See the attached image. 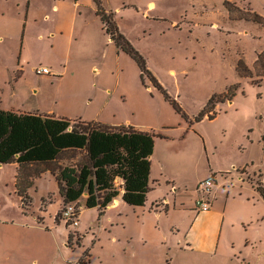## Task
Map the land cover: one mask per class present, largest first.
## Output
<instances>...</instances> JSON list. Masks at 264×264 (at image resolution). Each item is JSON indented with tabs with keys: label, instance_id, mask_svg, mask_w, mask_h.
<instances>
[{
	"label": "rangeland",
	"instance_id": "1",
	"mask_svg": "<svg viewBox=\"0 0 264 264\" xmlns=\"http://www.w3.org/2000/svg\"><path fill=\"white\" fill-rule=\"evenodd\" d=\"M227 3L239 10L230 11ZM103 6L114 10L118 25L188 115L187 120L161 92L151 93L147 87L152 84L147 77L144 87L135 61L121 54L119 59L111 60L123 71L125 83L122 90L113 93L103 112L104 119L116 122L129 118L157 127L166 122L178 127L174 136L181 126L188 125L185 140L173 143L188 146V165L169 161L163 169L156 164L154 173L158 176L160 169L161 173L186 170L183 178L188 180L190 191L188 207L193 204L189 196L194 193L196 181L209 170L208 157L217 167L248 162L255 173L246 174V180L256 188L264 187V76L260 77L264 73V24L243 18L257 13L264 23V0H103ZM5 9L8 18L17 17V9L0 0V15ZM259 54L263 55L256 63ZM35 58L24 66L19 83L29 105L44 111L88 109L95 115L101 113L111 96L97 95L90 107L83 99L62 98L51 75L35 73L34 68L41 65L37 60L42 59ZM240 60L248 65L253 76L238 74L236 66ZM12 89L11 84L3 86L9 102ZM121 91L124 92L120 94ZM213 94L221 95L223 100L209 113L216 118L206 116L196 121ZM146 110L152 114L150 117L143 114ZM160 151L162 158L164 148ZM105 169L101 164L95 166V179L100 186L105 185ZM38 182L42 185L32 190L33 204L29 210L22 208L17 196H11L9 205L3 208L1 219L18 223H0V264H264V221L260 228L262 241L252 244L253 238L244 242V250L236 248L232 255H221L214 249L215 232L210 228L214 224L195 220L197 214L202 217L206 212L188 209V220H184L177 211H171L159 222L148 210L143 213V207L125 204L108 211L103 220L107 206L101 208L102 214L98 216V209L85 207L83 198L79 201L81 226L62 220L63 207L55 215L60 222L56 224L53 215L47 213L45 219L41 215L46 204L58 198L56 181L51 175H44ZM163 189L158 187L151 198ZM57 207L52 205L51 214Z\"/></svg>",
	"mask_w": 264,
	"mask_h": 264
},
{
	"label": "crops",
	"instance_id": "2",
	"mask_svg": "<svg viewBox=\"0 0 264 264\" xmlns=\"http://www.w3.org/2000/svg\"><path fill=\"white\" fill-rule=\"evenodd\" d=\"M6 2L15 7L18 14L17 17L8 18L5 9L0 15L2 71L0 74V223L8 225L18 223V220L1 219L3 208L9 205V198L18 197L15 187L18 164L9 162V159L12 156L16 158L22 156L28 160L43 159L64 149H84L81 135L71 132L78 120L84 124L90 123L91 129L98 126L114 128L112 132L97 133L93 136L95 139L93 152L103 156L110 163L111 168L119 166L126 170V179L122 175L114 174L110 188L112 198L101 217L103 220L108 211L118 210L125 204L133 208L143 207V213H147L148 210L149 214L159 222L171 211H177L176 213L184 220H188V209L196 211L193 207L198 196L199 183L213 178L212 206L204 216L200 217L197 214L195 220H207L214 224L210 228L215 232V252L232 255L236 252V248L240 251L244 250V242L248 243L254 238L252 244H256L263 240L260 228L261 221H264V198L256 187L246 180V174L255 173L250 169L248 162L242 165L232 163L229 167H217L208 157L209 170L205 176L196 181L192 190L194 193L189 196L193 204L188 207L190 191L188 180L185 181L183 178L187 173L186 170L178 169L174 172L161 173L160 169L159 175H154L156 164H160L163 169L169 161L177 162L180 166L188 165V146L173 144L177 140H185L188 125L181 126L182 131L178 129L179 134L174 136L173 133L178 127L166 122L157 127L129 118L116 122L104 119L103 112L109 106L113 93L117 94L122 90L125 83L123 71L119 66L115 67L114 63L112 65L111 59L113 57L119 59L122 55L128 54L119 49L107 34L104 23L97 14L94 0H6ZM106 10L115 13L113 9L106 8ZM118 27L131 42L128 34L119 25ZM132 45L135 47L133 43ZM37 56L42 58L37 62L51 70V79L59 86L60 97L71 100L83 99L90 107L97 95L111 96L101 113L95 115L89 113L88 109L77 112L57 109L44 111L38 106L29 105L19 89V83L25 73L24 66L36 60ZM153 75L168 92L157 76L154 73ZM7 83L13 87L8 96L12 100L10 102L5 99L3 90V86ZM145 84L144 80L142 85L145 87ZM147 89L151 93L155 90L160 92L153 84ZM122 92L124 91L119 93ZM145 112L143 114L147 117L152 115L147 110ZM119 129L123 131L119 132ZM128 129L131 130L130 133H127ZM102 140L105 141L104 146L100 145ZM161 147L164 148L162 158ZM205 150L207 156L206 144ZM145 162L148 163V170L145 171L144 176L137 165ZM244 168L246 171L241 172L240 170ZM44 175L51 174L47 172L42 176ZM51 176L54 178L53 175ZM40 178L36 179L34 189L42 185L38 182ZM126 182L130 184L128 190L125 186ZM158 187L164 189L159 191L158 196L151 198L152 192ZM57 191L58 198L48 202L45 206L46 211H42L41 215L43 219L47 213L53 215L55 223L59 224L55 215L63 207V200L58 185ZM31 192L32 190L30 195ZM45 197L42 200H45ZM164 199L169 201V205L158 206L157 204ZM56 204L58 207L51 214V207ZM81 216L82 211L79 214L78 226L82 224ZM142 216L144 217L145 214ZM41 221L45 222V220ZM38 222V225H42L40 221ZM258 222L259 224H256ZM241 226L246 227L245 231ZM185 230L188 246V228Z\"/></svg>",
	"mask_w": 264,
	"mask_h": 264
},
{
	"label": "trees",
	"instance_id": "3",
	"mask_svg": "<svg viewBox=\"0 0 264 264\" xmlns=\"http://www.w3.org/2000/svg\"><path fill=\"white\" fill-rule=\"evenodd\" d=\"M94 2L97 7V14L101 17L107 34L119 49L123 50L135 61L140 70L142 82L144 83L146 77L149 78L151 83L163 94L165 100L168 101L178 113L182 114V116L188 120V115L184 113L177 100L168 94L148 68L145 57L132 45L127 37L120 32L115 20V13L107 11L104 8L103 0H94ZM227 6L230 11L233 8L234 10H239L236 6H233L230 3H227ZM243 18L264 24L263 19L257 13H254L251 16H243ZM262 55L263 54L258 55L257 63L260 62ZM236 70L240 76H253L252 70L242 60L238 62ZM260 75L264 76V73ZM222 101L221 95L213 94L195 120L199 121L204 119L206 116H208L209 119H214L216 115L212 114V116H210L209 113L212 112L216 105ZM89 126L90 123L84 124L78 122L77 120V123H75L71 131L74 134L81 135L84 141V149H64L53 156L43 159L28 160L22 158V156L17 158L12 156L9 159V162H17L18 164L15 187L16 194L20 198L23 209L29 210L32 207L33 198L30 195V190L34 189L36 179L49 172L54 176L57 182L59 194L63 200V208L72 203H76L77 207L80 208L81 205L79 204V201L85 198V207L97 208L99 216H101V208L107 206L108 202L112 198L110 188L112 187L111 181L114 179V174L117 173L118 175H122L124 179H126V170L121 168L117 170L111 168L110 163L106 161L103 156L93 152L92 146L94 145L93 140H95L93 139V136L97 133L112 132L114 128H109L108 126H98V128H92L94 129L92 130ZM95 129H100V131H96ZM118 131L122 132L123 130L119 129ZM130 132L131 130L128 129L127 133ZM104 144L105 141L102 140L100 145L104 146ZM96 164H101L106 168V171H104V186H100L98 181L95 179ZM137 166L143 171L145 176V171L148 170V163L145 162ZM125 186L128 190L130 184L126 182ZM256 189L264 198V187L257 186ZM44 202L45 201L42 200V203ZM55 219L58 222L57 218ZM71 239L72 235L70 234L68 236V244Z\"/></svg>",
	"mask_w": 264,
	"mask_h": 264
},
{
	"label": "built area",
	"instance_id": "4",
	"mask_svg": "<svg viewBox=\"0 0 264 264\" xmlns=\"http://www.w3.org/2000/svg\"><path fill=\"white\" fill-rule=\"evenodd\" d=\"M34 71L37 75H51L52 72L49 68L44 66H37L34 68ZM73 128V127H72ZM214 179H206L199 183L197 187V198L194 201V209L198 212H206L210 210L212 203L214 201ZM160 205H169V201L164 199L158 206ZM81 208V207H80ZM80 208L77 207L76 203L66 205L61 211V218L65 223H71L72 225L79 224V214Z\"/></svg>",
	"mask_w": 264,
	"mask_h": 264
}]
</instances>
